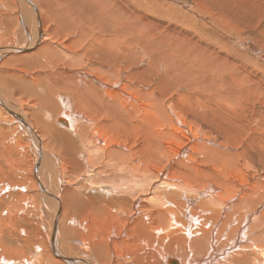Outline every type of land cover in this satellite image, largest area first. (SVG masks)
<instances>
[{
  "label": "bare ground",
  "instance_id": "bare-ground-1",
  "mask_svg": "<svg viewBox=\"0 0 264 264\" xmlns=\"http://www.w3.org/2000/svg\"><path fill=\"white\" fill-rule=\"evenodd\" d=\"M163 2L0 0V264H264V170L213 127L259 47Z\"/></svg>",
  "mask_w": 264,
  "mask_h": 264
},
{
  "label": "rangeland",
  "instance_id": "rangeland-1",
  "mask_svg": "<svg viewBox=\"0 0 264 264\" xmlns=\"http://www.w3.org/2000/svg\"><path fill=\"white\" fill-rule=\"evenodd\" d=\"M120 2L125 3L124 0H119ZM166 3L170 5L171 7H178V5H184L187 8H190L191 12H194L196 10L206 11V7L202 5V3H206L208 7L210 8V11L213 13V15H223L226 13V17L229 22V15L228 11H225L224 9L228 10V7H230L233 10H236V16H239V20H236L235 18H232L231 21L236 20V24H233L234 26H238L239 30H243L242 33L235 31V30H228L232 35H241L243 38H250L253 43H256L258 45V51L249 53L247 49L244 47L240 49H244V52L249 55V57H252L253 60H255L258 64H260L264 69V20H261L262 17H264V13L256 12L255 15L254 12H250L248 10H245L246 8L253 9L255 11H258L257 9L264 11V0H150L145 4H141L139 0H135L136 7H147L146 9L149 11L148 13H155L153 8L155 5L159 2ZM240 1V2H239ZM244 1V5L243 2ZM247 1H256L255 4H251V2ZM258 1V2H257ZM253 3V2H252ZM259 4V5H258ZM261 4V5H260ZM230 5V6H229ZM249 7H248V6ZM258 5V6H257ZM244 6V7H243ZM254 6H256L254 8ZM137 7V8H138ZM246 7V8H245ZM258 7V8H257ZM138 8V9H139ZM243 8V9H242ZM262 16V17H260ZM211 20L216 24V20L211 18ZM260 21V22H259ZM247 22V23H246ZM208 23V22H207ZM247 25H246V24ZM209 24V23H208ZM251 27H250V26ZM227 29L228 25L225 26ZM210 29H214V26L212 24H209ZM235 29V28H233ZM263 33H261L260 32ZM212 36L214 38L216 37L219 40H222L223 42L230 43V45L237 46L234 42H231L230 38L223 33H219L217 30L213 31ZM258 43V44H257ZM263 56V58H259L257 56ZM264 86V85H263ZM175 101L180 106L179 100L175 98ZM211 109L215 111L213 115L217 114H223L222 111H220L216 105L215 102H213L210 105ZM236 125L234 127L236 128V131H225L223 128L220 127V125L214 124L213 127H216L218 130L216 137H225L227 141L230 143H233L236 145L237 150L241 153V156L246 159L245 163H249L252 165H256L259 168L264 170V103L263 101H241L239 102L238 109L236 116L234 117ZM144 124H148L147 122H141V126ZM215 161L213 160V163ZM3 163V161H2ZM258 169H255L254 172H259ZM3 203V208L8 207V199H0ZM17 214V212H16ZM19 219V217H14L13 219ZM40 219L39 215L36 216V220L38 221ZM20 222L25 224H30V221H24L22 218H20Z\"/></svg>",
  "mask_w": 264,
  "mask_h": 264
}]
</instances>
